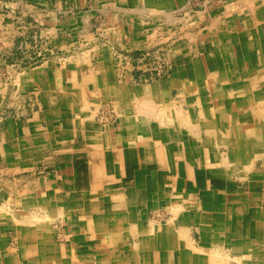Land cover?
<instances>
[{"label": "crops", "instance_id": "obj_1", "mask_svg": "<svg viewBox=\"0 0 264 264\" xmlns=\"http://www.w3.org/2000/svg\"><path fill=\"white\" fill-rule=\"evenodd\" d=\"M7 1L0 0V12ZM9 1L12 7L22 4L25 8L30 2L51 3ZM86 1H66V7L72 8L69 13L74 10V15L67 16L70 23L87 16L88 12L76 11ZM96 1L101 5L98 10L120 22L121 28L131 27L132 20L143 26L147 14L155 15L161 24V16L169 15L170 7L185 3ZM220 1L208 0L196 11H215L214 23L207 28L214 29L212 41L217 49L207 48L201 58H186L183 70L177 69L170 78L173 85L196 95L195 104L190 98L187 102L190 108L172 99L157 82L121 80L109 64L85 72L46 61L17 76L23 89L36 92L40 106L30 117H11L0 127V162L14 164L15 169L34 165L39 174L48 173L40 185L47 189L46 195L39 194V189L21 190L18 202L45 204L41 214H49L58 223L45 228L50 242L53 239L72 252L76 245L82 254L80 264H183L185 257L192 260L190 264L252 260L264 264V170L256 168L258 158L264 164V0L258 4L226 0L228 4L222 2L223 7L215 10ZM216 20L221 21L215 24ZM78 27H69L64 44L75 38V32L86 30L85 25ZM250 28H254L251 39L246 37ZM220 29L224 37L217 36ZM138 38L141 43L149 40L151 32L140 29ZM203 61L208 62V73ZM4 95L0 84V103ZM110 99L121 114L116 112L114 120L103 125L95 106ZM221 143L226 154L220 153ZM212 145L217 150L210 154L218 156V165H208L205 158ZM233 172L242 180L249 178V190H230L228 203L219 195L221 212L208 201L210 191L201 187V179L221 183ZM182 185L187 190L180 189ZM158 204L163 212L173 206L176 213L181 210L177 227L153 229L152 213L159 212L153 210ZM193 218L203 239L199 245L192 232ZM58 227L64 233L62 240ZM216 227L220 232L213 231ZM253 243L257 249H250ZM250 251L263 255L249 260ZM202 252L212 255L203 259ZM66 260L74 264L71 257Z\"/></svg>", "mask_w": 264, "mask_h": 264}, {"label": "rangeland", "instance_id": "obj_2", "mask_svg": "<svg viewBox=\"0 0 264 264\" xmlns=\"http://www.w3.org/2000/svg\"><path fill=\"white\" fill-rule=\"evenodd\" d=\"M66 1L50 0V4L30 2L29 8H25L22 4L12 7L9 0L7 1L8 5L4 4V9L0 12V84L5 95L0 103V106L2 104V108L0 107V127L6 125L11 117H30L39 109L40 102L36 92L23 89L17 81V76L20 77L24 69L42 66L46 61H54L59 68L73 65V67L81 68L85 72L88 69L98 70L104 64L106 67L109 64L108 67L113 68L123 81L136 84L143 81L157 82L163 90L170 94L172 99H177L178 102L182 101L185 108H190L187 103L189 98L193 104L196 103L197 98L194 93L186 92L182 85H173L170 78L175 75L177 69L183 70L182 67L186 58L192 56L201 58L207 48L210 50L217 49L216 44L212 41L215 37L214 29L207 28L209 23H214L211 16L216 15L215 11L196 13L208 0H185V3L173 5L170 7L169 15L161 16V24L159 19H155V15L147 14L143 26L140 24L137 26V22L132 20L130 21L131 27L126 24L122 28L119 25L120 22L115 19L111 20L108 14H102V11L98 10L101 5L100 3L97 4L96 0H88L86 4L76 10L78 13L81 11L88 12L85 18L84 15H81V20L70 23L67 16L72 14L74 10L69 13L72 8L66 7ZM222 2L223 5L225 2L228 4L226 0H222L213 8L219 11L218 5L223 7ZM257 2L258 0L251 1L254 4H258ZM119 21L127 23L124 19H119ZM220 21L216 20L215 24L220 23ZM83 25L86 26V30L75 32L76 35L72 34L75 38H70L69 43L64 44L69 27L75 28ZM251 25L256 27L253 22ZM78 28L80 29V27ZM140 29L141 31L142 29L145 30L147 34L151 32V38L143 40L142 43L138 42L139 38L136 39V35ZM250 29H246L249 33V35L246 34V37L249 39L254 36L252 31L254 28ZM223 32L224 30L220 29L217 36L224 37ZM142 39L140 37V40ZM203 40L208 44H203L201 42ZM218 47L221 46L218 45ZM202 67L204 73H208L210 70L207 61H203ZM112 103L114 102L110 99L104 101L98 108H96L97 105L95 106L96 117L101 121L103 120L102 123H109L114 120L115 116L113 118L109 116L113 107ZM199 106L196 105L197 109ZM212 146L207 148L206 152L204 151L205 158L208 165L214 162L218 165L221 163L218 156L210 154L217 150L214 145ZM219 147L223 150L226 146L221 143ZM220 153L226 154L227 150ZM256 161V168L263 171L262 158H258ZM14 166L11 163L4 166L0 162V207H2L0 209L8 207L7 209H12L11 211L19 218L29 216L33 219L32 214L42 215L40 213L45 211V207H43L46 206L45 204L19 203L18 196H20L21 190L26 189L30 193L39 189V194L44 195L43 193H45L46 195L47 189L40 188V185L44 179L47 180L45 177L48 173L39 174L34 165L27 169H24L25 167L15 169ZM225 179L221 183H214L210 177L201 179V187L210 191L208 201L217 204V209L221 212H223L222 206L217 203L219 195L223 194V201L228 203L232 201L231 195H226L230 190H234L235 187L247 189L250 186L249 178L242 180L241 176L234 172ZM262 179L264 182V178ZM179 188L187 190L185 185ZM262 202L259 201L261 205H263ZM203 203L208 202L203 200ZM210 203L209 205H212ZM158 207L159 204L155 205L153 210L160 211L161 208ZM152 215L158 217L157 214L152 213ZM193 220L195 223L192 224V232L199 245L203 239L201 232L195 229L196 218ZM53 223L58 224L56 220ZM0 231V238H3L5 230L0 228ZM213 231L220 232L217 227L213 228ZM9 232L11 231L9 230ZM13 236L11 232L12 243L15 239ZM77 238L78 241L82 239L81 236ZM234 239L236 240V238ZM12 246L17 248L14 244ZM206 247L211 248L209 243Z\"/></svg>", "mask_w": 264, "mask_h": 264}, {"label": "bare ground", "instance_id": "obj_3", "mask_svg": "<svg viewBox=\"0 0 264 264\" xmlns=\"http://www.w3.org/2000/svg\"><path fill=\"white\" fill-rule=\"evenodd\" d=\"M113 95L115 96V94ZM112 104L113 107L111 106L112 109L110 110L109 116L113 118L116 115V112L117 115L118 113L120 115L121 110L118 108V104ZM170 116L172 117V114H169V117ZM102 124L107 125L109 123ZM178 207L182 208L181 205H178ZM7 208L0 209V228L5 230L4 237L0 238V264H69L67 263L66 257H71L74 264H80V262L78 261L81 260L79 258L82 254L77 250L76 245H72V252L68 249L67 246H61L59 243H56L57 241L54 243L53 239L52 242H50L51 237L46 234L45 231V228H47L50 223H53V220L49 214H32L33 219L29 216L19 218L17 215H15V213L11 211L12 209L8 210ZM156 214L158 217H153L152 215V220L155 222H153L154 230L160 229L159 227H177V219L182 217L181 210L176 213L175 206H173L172 210L169 208L164 212L159 211ZM169 221L170 223H168ZM176 229L178 230V228ZM9 230L12 232V234L14 235L13 237L15 238L13 240V243L11 232H9ZM59 238L61 240L64 238V233H62L60 229ZM13 244L17 248H13ZM252 248L257 249L254 243L252 244V246H250V249ZM200 255L203 259H206L212 254L202 252V254ZM262 255L263 254L261 252L258 253L257 251H250V253L248 254V258L249 260H251L252 257L258 258ZM191 261L185 257L183 259V264H190L189 262ZM246 264L262 263H257L252 260L251 262H246Z\"/></svg>", "mask_w": 264, "mask_h": 264}]
</instances>
